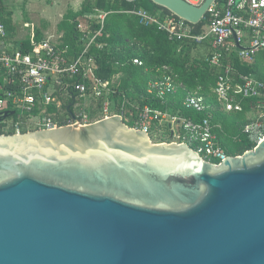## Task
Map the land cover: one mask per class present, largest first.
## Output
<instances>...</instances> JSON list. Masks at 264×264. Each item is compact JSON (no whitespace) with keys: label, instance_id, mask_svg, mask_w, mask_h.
I'll return each instance as SVG.
<instances>
[{"label":"water","instance_id":"95a60500","mask_svg":"<svg viewBox=\"0 0 264 264\" xmlns=\"http://www.w3.org/2000/svg\"><path fill=\"white\" fill-rule=\"evenodd\" d=\"M0 264H264V138L216 164L118 114L0 134Z\"/></svg>","mask_w":264,"mask_h":264},{"label":"built area","instance_id":"2783aa9c","mask_svg":"<svg viewBox=\"0 0 264 264\" xmlns=\"http://www.w3.org/2000/svg\"><path fill=\"white\" fill-rule=\"evenodd\" d=\"M187 1L201 5L206 0ZM127 12L136 15L141 25L155 26L166 32L171 40L201 45L206 62L216 72L213 93L222 109L243 111L241 100L251 99L250 110L255 116L243 131L256 145L263 140L264 80L254 73L242 72L236 61L253 64L264 52V0H214L205 15L208 22L201 31L195 30L196 24L173 12L153 13L145 7ZM109 13L96 8L83 16L84 21L78 26L83 34L84 49L75 55L70 54L69 47H62L61 42L54 40L53 35L46 36L43 32V38L37 39L35 30L29 37L31 47L26 48L21 42L14 47L0 19V134L54 129L75 123L86 126L118 114L124 120L133 121L132 127L143 129L149 135L154 127L167 123L171 139L164 142L187 143L205 160L220 164L227 154L217 145L212 105L199 89L188 90L184 106L202 113L200 119L187 117L180 111H162L148 104L140 106L133 101L130 104L135 110L130 116L126 114L128 98L122 93L115 95L116 86L126 74L118 72L110 79L102 78L98 60L91 52L97 38L109 36L105 31ZM97 46L104 45L98 43ZM133 62L144 64L140 58H133ZM181 88L185 86L178 75L164 65L148 80L147 91L166 101L169 94ZM73 92L77 94L75 105H71L72 109L69 105L65 108V98L73 97ZM89 98L93 99L91 104L87 103ZM100 100L102 105H99ZM9 126L14 129H8Z\"/></svg>","mask_w":264,"mask_h":264},{"label":"trees","instance_id":"16d2710c","mask_svg":"<svg viewBox=\"0 0 264 264\" xmlns=\"http://www.w3.org/2000/svg\"><path fill=\"white\" fill-rule=\"evenodd\" d=\"M139 7H145L153 13H171L165 7L155 3L153 0H87L82 9L75 12L69 10L64 14L58 24V30L62 32L61 46L69 47L70 54L75 55L84 49L83 34L79 29V17L93 12L96 8L110 12L106 18L105 31L109 36H100L97 43L92 46L91 52L96 56L100 67L99 75L104 79L112 78L118 72L126 75L116 86V96L122 93L128 98L126 103L128 114L135 107L130 101H135L140 106L148 104L162 111H170L200 119L202 113L188 109L184 101L188 90H198L206 97L213 110V124L217 135V145L227 155L243 154L252 149L256 144L249 140L244 133V126L249 122L246 113L252 107L251 99H242L243 111H224L213 93L216 83V72L206 62V54L202 46L196 43L179 42L171 40L168 34L155 26L145 27L139 23L136 15L127 11ZM13 13L8 10L6 0H0V19L5 23L7 30L15 29ZM208 18L204 17L195 25V30L201 31L207 24ZM98 26H96V29ZM37 39L43 38L42 30L34 29ZM10 37V36H9ZM24 47H31L30 38L21 40ZM103 44L102 48L97 46ZM133 58L143 60V65L133 62ZM168 65L185 88L168 95L166 101L156 98L147 91L148 80L158 67ZM236 66L244 73H254L258 78L264 80V52H261L253 64L236 61ZM77 95V94H76ZM113 95V97L115 96ZM123 100V97H121ZM73 101V97L65 99L64 107ZM102 105V100L99 101ZM54 108V105L50 107ZM72 109V108H71ZM128 125L134 126L133 121L125 120Z\"/></svg>","mask_w":264,"mask_h":264},{"label":"rangeland","instance_id":"374dc122","mask_svg":"<svg viewBox=\"0 0 264 264\" xmlns=\"http://www.w3.org/2000/svg\"><path fill=\"white\" fill-rule=\"evenodd\" d=\"M62 1L64 0H10L8 10H11L13 13L15 29L8 31V37L10 36L9 41H13L14 47L18 46L21 40L30 37L34 29L42 30L46 36L53 35L54 40L61 42L60 38L62 37V33L58 30V20L60 18L62 20V16L65 14L61 11H66V6ZM27 22L30 23L29 26L26 25ZM65 99H67V97ZM92 100V98H89L87 103L91 104ZM133 102L134 104L137 103L135 99ZM246 115L248 120L255 116L254 112L251 110H249ZM8 129L12 130L14 127L9 126ZM159 129H161V131H159ZM33 130L35 129H28L26 132ZM169 135L170 129L167 123L154 127L150 132L152 140L158 143L164 142L166 139H171Z\"/></svg>","mask_w":264,"mask_h":264},{"label":"crops","instance_id":"0c3cea01","mask_svg":"<svg viewBox=\"0 0 264 264\" xmlns=\"http://www.w3.org/2000/svg\"><path fill=\"white\" fill-rule=\"evenodd\" d=\"M9 1L10 0H6V5L8 6V4H10L9 3ZM58 2H61V1H58ZM87 2V0H64V1H62V3L63 4H65V6H66V8H65V10L66 11H61V12H63V13H66L67 11H69V10H74L75 12H77V11H79V10H81L82 9V7H83V5L85 4ZM12 3V2H11ZM9 11H11V10H9ZM12 12V11H11ZM61 15H63V14H61ZM85 16V15H84ZM12 17H13V15H12ZM64 17V15L62 16V18ZM13 19V18H12ZM61 20V18L58 20V24L60 23L59 21ZM79 21L81 22V21H84V17L82 16V17H79ZM13 23H14V21H13ZM28 23V22H27ZM26 23V24H27ZM28 24H30V23H28ZM15 25V24H14ZM62 33V32H61ZM42 34H43V32H42ZM45 34V33H44ZM46 35V34H45ZM62 36H63V34H61ZM61 37V36H60ZM62 38V37H61ZM60 38V39H61Z\"/></svg>","mask_w":264,"mask_h":264},{"label":"flooded vegetation","instance_id":"af4514ba","mask_svg":"<svg viewBox=\"0 0 264 264\" xmlns=\"http://www.w3.org/2000/svg\"><path fill=\"white\" fill-rule=\"evenodd\" d=\"M73 98L74 100L71 102L72 107L75 105V101H76V93L73 92Z\"/></svg>","mask_w":264,"mask_h":264}]
</instances>
